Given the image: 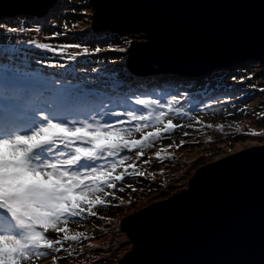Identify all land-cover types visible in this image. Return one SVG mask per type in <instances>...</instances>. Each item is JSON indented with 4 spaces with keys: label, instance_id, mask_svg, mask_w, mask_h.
I'll list each match as a JSON object with an SVG mask.
<instances>
[{
    "label": "snow or ice",
    "instance_id": "1",
    "mask_svg": "<svg viewBox=\"0 0 264 264\" xmlns=\"http://www.w3.org/2000/svg\"><path fill=\"white\" fill-rule=\"evenodd\" d=\"M144 30L153 36L151 27ZM260 30V72L264 74V0L261 2ZM23 31L24 26L19 21L11 27L0 23L4 39ZM55 35L60 36V32ZM26 43L34 45L35 49L49 51L56 58L51 62L41 58L37 61L39 65L65 69L68 65L59 62L62 57L79 63L80 57L87 59L104 52L125 54L115 57L111 63L126 64L133 41L122 37L118 43L108 42L107 47L96 46L94 49L84 43L54 46L31 39ZM72 49L75 51H70ZM108 71L106 67L105 72ZM135 75L138 73H131L129 79ZM62 76L63 73L54 72L42 84L6 76L0 85V264H32L34 258L44 257L48 250L59 253L65 241L88 239L83 232L70 234L69 223L95 217L98 205L125 207L123 200L119 205L108 203L115 198L117 182L147 175L136 163L125 166L132 159L131 151L135 150L136 159L148 166L150 161L144 159V150L177 127L171 119L163 124L161 118L169 111L188 115L177 107L180 105L178 95H172L169 100L137 97L134 104H129L123 111L101 112L98 109L103 103L98 101L96 91L105 83L101 74H97L96 83L84 80L79 85L69 83ZM245 79L251 77H241L240 82ZM240 111L244 112L246 108ZM129 120L135 122V128L125 124ZM156 125H159L156 131L143 133L138 140L133 138V131L142 133L143 129ZM251 135L264 136V133L253 132ZM156 158L169 159L162 152H157ZM206 158L211 159V156ZM128 188L136 191L132 185ZM119 191L123 192L124 188ZM167 194L168 189L163 195ZM138 219L132 217L126 222L128 236L133 241L137 239L135 222ZM50 233L57 235L52 237ZM223 264L248 262L237 260ZM261 264H264V256Z\"/></svg>",
    "mask_w": 264,
    "mask_h": 264
},
{
    "label": "water",
    "instance_id": "2",
    "mask_svg": "<svg viewBox=\"0 0 264 264\" xmlns=\"http://www.w3.org/2000/svg\"><path fill=\"white\" fill-rule=\"evenodd\" d=\"M57 2L0 0V17L44 16ZM261 2L89 0L93 29L142 32L145 40H134L127 53L132 73L169 71L181 76L261 61ZM145 27H151L153 36ZM133 212L120 222L132 246L115 264H261L264 144L198 166L186 187ZM132 217L139 218L136 241L128 236L126 222Z\"/></svg>",
    "mask_w": 264,
    "mask_h": 264
},
{
    "label": "rangeland",
    "instance_id": "3",
    "mask_svg": "<svg viewBox=\"0 0 264 264\" xmlns=\"http://www.w3.org/2000/svg\"><path fill=\"white\" fill-rule=\"evenodd\" d=\"M86 4H88L89 7H71V12H67L70 13V15L67 13H62L59 16L60 19L65 20L66 24L70 28H74L75 26L80 24V17L85 14V18H90L91 26L93 10L91 9L89 0H87ZM88 8L89 11L87 12ZM35 18H37V16L30 15L24 20V23H21L27 25L29 28L28 30L31 33L33 32V34L31 35L18 32L15 34H10L7 39H4L3 33H0L1 55L11 56V54H21L22 56H27V51H30L39 52V55L49 56L48 54L46 55V50L35 49L34 45H29L28 43H26V41L30 39L35 40L37 43H45L44 41H42V32L36 31L35 28L32 27V25L37 22ZM17 21V16L0 18V23H2L5 27L15 26ZM86 28L87 27H80L79 30L76 31V33L78 35L86 33L88 30ZM84 42L85 41H81V43ZM62 44H69V42L64 41L59 45ZM70 51H75V49H72ZM112 55V58L117 56H124V54L118 53ZM26 58L33 59V56L28 55V57ZM82 58L84 57H80L78 58V60ZM46 60L49 61L50 59ZM253 61L254 64H256V62L262 64L261 61ZM59 62L66 63L63 58H61ZM246 63L247 61L243 62V64L237 63L232 66L221 68H232L237 65L242 66ZM248 63L249 65H254L253 63ZM75 64V61H68L67 69L72 68L73 66H75ZM261 66L262 65L257 64L254 68H250L243 72H228L227 70H225L223 79L221 81L220 79H218L220 74H213L217 77V79H215L216 84L213 86L219 85L220 87L222 86L223 90H233L234 95L232 94V92H225L224 96L222 97L220 93L223 92H218L217 90V94H215L214 96L206 97L205 100L202 101L199 106H197L198 108H195V111H192L193 107H189V105L187 104L188 100H183L177 107H180L187 111L186 113H188V115H186L185 118H182L181 114H176L170 111L166 112V116L161 118L163 124L166 125L167 121L171 119L172 115H177L176 118L171 119L173 123L177 125V127L170 130V132L163 134L159 139L155 141V143L144 150V159L149 160L150 164L148 166H145L142 160L138 161L135 157V150H132L130 153L132 159L126 162L125 165L127 166L128 164L132 163L138 164V166L146 172V177L139 179L135 177L126 178L124 182H117V190L113 194L115 198L108 201L110 205H119L120 200L127 199L130 200L133 204L131 206L125 204V207L119 208L115 206L105 207L98 205L95 209L97 213L95 217L89 216L87 220L70 222L68 225L70 234L83 232L88 237V239H82L81 241L72 242L65 241L63 248L59 253L51 251V255L49 256L50 253L48 250L45 253V260L40 264H56V261L61 264H114L119 258L123 256V254L126 252L125 250H130L131 248L130 242L128 241L127 243L125 242L123 244H118L121 240H128V238L121 228L120 230H115L117 229L116 225H119L120 227V222L124 215H126V212L124 210H127V213H130L132 211L140 209V207H142L143 205L147 206L153 201L166 198L165 196L156 199V194L157 196H162L161 193H158L166 185H172L173 187L170 186L168 190L175 192L179 191L180 188L182 189L183 187H186L188 180L195 171V167H198L209 161L219 159L243 148L257 144H264L260 142L264 140V136L251 135L253 132L264 133V92H262V90H264V74L260 72ZM217 69H219V67L213 70H208L206 73L210 71H217ZM26 72L28 73V71ZM202 75L204 74L183 76L191 78ZM22 76V74H19L16 80H26L27 78H30L31 81L37 82L38 84L42 82V79H38L36 78V76ZM233 77H236V79H233ZM241 77H251V79H245L244 82L241 83ZM70 81V83H72V81L74 80L71 79ZM211 81H213L212 78H210V80L207 82L202 81L206 84L198 83L197 86H203L205 87L204 89H208L209 87H211L208 85V83ZM220 82L221 84H219ZM72 84L79 85L80 83L74 82ZM210 91L212 90H209V92ZM189 92L190 91L188 90L186 91V93ZM228 95L233 97V102L228 101L227 98H224ZM169 96L166 95L163 97V99H171L172 96ZM186 98L190 99V94H188ZM134 101L135 99H132L130 101V104H134ZM206 104L212 105V107L206 108ZM250 105L251 107H249ZM186 106L188 108H186ZM243 106H247V108L246 111L241 112L240 109H242ZM119 107L120 106L115 105V107L107 111L110 113L113 110L117 111L116 109H119V111L124 110V108ZM187 122H189V124H187ZM125 124L131 125L133 128L136 127L135 122L131 120L126 121ZM158 127L159 125L145 128L142 130V133H136L133 131V138L138 140L141 138V135L143 133L156 131ZM221 128L223 129V131H221ZM185 133H187V135H185ZM200 139H205V141H209L212 139L214 141V144L223 147V150L211 154L209 147H200L198 146V144H196L197 146H193L191 148H184V146L186 145L184 144L185 142H195L194 140L198 141ZM207 151L209 152L208 154ZM157 152H162V155L168 157L169 159H166L164 161L158 160L156 158ZM208 156H211V159H207L206 157ZM189 158L193 160V163L192 161L190 163ZM120 170L122 169H119L118 171ZM153 177H155V181H153ZM128 185H132V188L136 189V191L133 192L128 188ZM121 187L124 188L123 192L119 191ZM135 198L136 201L133 202ZM50 234H52L54 237L57 235L56 233ZM59 235L60 237H62L63 234L61 233ZM123 236H126V239L123 238ZM126 244L130 247H126ZM52 256H55V258H51ZM106 256L108 257V259H103ZM111 256L115 259L113 263H110ZM32 264L36 263L32 262Z\"/></svg>",
    "mask_w": 264,
    "mask_h": 264
},
{
    "label": "trees",
    "instance_id": "4",
    "mask_svg": "<svg viewBox=\"0 0 264 264\" xmlns=\"http://www.w3.org/2000/svg\"><path fill=\"white\" fill-rule=\"evenodd\" d=\"M87 0H59V2L53 6V8L45 15L42 17H37L35 20L37 21L32 27L36 29H40V32H42V41L45 43H50L53 44L54 46H59L60 43L64 41H68L69 43H81V41H85L84 44L90 49H94L96 46H101V47H107L108 42H114L118 43L120 38L122 37H127L129 40H138L142 41L145 40L142 37V32H134V33H127V34H117V33H112L107 30H102L98 32H92L91 30L92 27L90 26V18H85V14H83L80 19L81 22L79 25L75 26L74 28H70L67 24L66 21L63 19H60V15L62 13H67L71 12V7H83L85 5ZM65 5H71V6H65ZM89 11V8L87 12ZM70 15V13H67ZM29 17V16H20L18 17V21L20 23H24V20ZM68 20V19H67ZM24 31L22 33L24 34H33L31 33L28 29L27 25H24ZM65 25L67 27H65ZM85 28L87 32L83 33L81 35H78L76 33L79 28ZM60 32V36H56L55 33ZM28 37V36H26ZM33 38V37H32ZM114 38V39H113ZM46 55L48 54L49 56H43L39 55V52H30L27 51V56H22L21 54L18 55H13L11 56H3L0 53V85H2L5 77L7 76L10 79H17L19 74H22L24 76L29 75V77L36 76L38 79H42V82L39 84L44 83L46 80L50 79L53 75V73H66L67 78H71L74 82L81 83L84 80H87L90 83H96L97 81V74H101V79L105 81L103 86L99 89H97V97H100L101 99H110V105H117V106H122L126 107L130 104V101L132 99H136L137 97H144V98H152V99H161L164 100L163 97L166 95H178V98L180 99V102L183 100H188L187 104L189 107H193V109L198 108L199 104L205 100L206 97L209 96H214L218 92H223L220 93V95L223 97L225 92H232L234 95L233 90H227L218 86H213L216 84L215 79L217 77L213 74H220L218 79L220 81L223 79L225 70L228 72H243L246 71L250 68H254L257 64L262 65L261 63L254 64L253 59H250L247 61L253 63L254 65H249V63L244 64V65H237L232 68H219L217 71H210L202 76H195V77H186V76H181L177 73H172V72H158L155 75H145V77L142 76H131V79H129L130 72L127 70L125 67V64H120V65H113L111 61L115 58H112V52H104L99 54V56H90L87 59L82 58L79 60V63H77L75 66L72 68L66 67V69H52V68H46L37 63L39 58H45V59H50L49 61H54L56 58L53 56L51 52L46 51ZM122 54V53H118ZM9 55V54H8ZM28 55L33 56L32 58H26ZM125 55V54H124ZM66 61V65H68V60L66 57H62ZM61 59V58H60ZM101 61H104V63H101ZM82 64V65H80ZM86 64V65H83ZM243 64V63H242ZM109 70L108 72H105V68ZM5 69L9 70L11 72L10 75L5 74ZM93 69L96 71L94 72ZM2 70V72H1ZM28 71V73L26 72ZM116 77V79H112L111 77ZM212 78L213 81L209 82L208 85L211 86L208 89H204L205 87L203 86H197L198 83H205ZM26 80H31L30 78H27ZM198 80V81H197ZM121 81V82H117ZM205 81V82H202ZM71 81L69 80V83ZM71 83V84H72ZM206 84V83H205ZM221 84V82L219 83ZM190 91L189 93H186V91ZM209 90H212L209 92ZM214 91V92H213ZM113 94V95H111ZM190 94V99L186 98ZM219 95V96H220ZM113 96V97H112ZM225 99L227 98L228 101H234L233 97L230 95L224 97ZM224 99V100H225ZM222 100V101H224ZM115 103V104H114ZM251 107V105L249 106ZM248 107V108H249ZM186 108H188L186 106ZM247 108V106H243L242 109ZM184 112L186 113L187 111L185 109ZM251 111V110H248ZM177 115H172L171 119L176 118ZM185 118L186 115H182V118ZM226 117V116H225ZM180 119V118H179ZM189 124V122H187ZM219 137V135H218ZM221 139V138H220ZM195 142H185L186 144L184 148H191L193 146H206L209 147L210 153H217L222 151L223 147L217 146L214 144V141L211 139L209 141H205V139H200V140H194ZM223 141V140H221ZM264 143L263 141H260ZM209 152L207 151V154ZM190 163L193 160L189 158ZM181 161V160H180ZM197 167H195L196 169ZM172 185H166L158 194L161 193L162 196H157L156 194V199L159 197H168L170 194H172L175 191H169L167 195H163L164 191L168 189ZM173 187V186H172ZM181 189V188H180ZM155 196V195H154ZM133 198V197H132ZM131 199V198H130ZM134 199V198H133ZM155 199V200H156ZM128 206H131L133 203H131L130 200H123ZM136 201L133 200V202ZM147 202V201H146ZM149 202V201H148ZM131 203V204H130ZM142 207H145L143 205ZM140 207V208H142ZM123 210V209H122ZM134 210V209H133ZM126 214L127 210H124ZM117 229L115 230H120L119 225H116ZM102 234V233H99ZM50 236L54 237L52 234H49ZM123 238L126 239V236H123ZM114 241V240H111ZM127 239L124 241H120L118 244H123L127 243ZM117 247V246H116ZM126 247H130L127 246ZM127 251V250H125ZM124 251V252H125ZM123 252V251H122ZM108 256V255H107ZM104 257L103 259H108V257ZM45 257V256H44ZM44 257L40 258H34L33 263L40 264L42 261H44ZM60 257V256H59ZM61 258V257H60ZM115 259L111 256L110 258V263H113ZM56 264H61L58 263V261L55 262Z\"/></svg>",
    "mask_w": 264,
    "mask_h": 264
}]
</instances>
